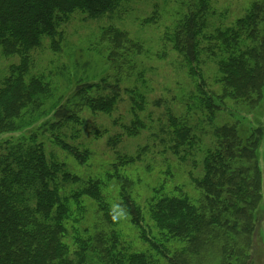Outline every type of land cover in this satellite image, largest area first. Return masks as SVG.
Masks as SVG:
<instances>
[{
  "label": "trees",
  "instance_id": "trees-1",
  "mask_svg": "<svg viewBox=\"0 0 264 264\" xmlns=\"http://www.w3.org/2000/svg\"><path fill=\"white\" fill-rule=\"evenodd\" d=\"M123 1L129 0H0V56L20 60L0 85V137L23 129L51 98L49 84L30 76L32 53L42 41L55 39L76 12L99 18ZM194 23L187 21L190 29L182 30L187 29L183 40L189 36L182 51L192 68L202 33L195 18ZM254 27L245 31L256 40ZM225 48L229 53L222 51L219 62L223 93L211 95L220 103L228 99L255 106L263 98L264 60L238 63ZM200 92L214 117L220 105L207 97L205 84ZM90 100L103 111L112 107L111 100ZM218 133L222 144L208 153L205 178L191 179L198 197L167 179L144 204L132 197L136 182L126 173L131 163L123 159L112 165L115 174L83 179L64 162L48 160L41 146L0 142V264H264V206L258 202L264 189L263 130L247 138L232 126ZM180 136L185 142L187 133ZM66 147L81 165L91 158ZM110 179H116L114 186ZM112 190L119 194L123 216ZM122 221H128L142 248L126 242Z\"/></svg>",
  "mask_w": 264,
  "mask_h": 264
},
{
  "label": "rangeland",
  "instance_id": "rangeland-1",
  "mask_svg": "<svg viewBox=\"0 0 264 264\" xmlns=\"http://www.w3.org/2000/svg\"><path fill=\"white\" fill-rule=\"evenodd\" d=\"M193 17L202 33L192 68L182 51L189 41L182 30L190 29L187 21L195 25ZM250 24L256 40L245 31ZM225 46L238 63L264 60V0H129L99 18L76 12L55 39H44L32 53L30 76L49 84L50 100L23 129L4 134L0 142L41 146L48 160L64 162L83 179L115 174L112 165L123 159L131 163L126 173L136 182L132 197L138 204L167 179L198 197L191 179L205 178L207 155L222 144L219 129L236 127L243 138L260 129L264 135V92L255 106L220 103L211 95L223 93L219 62L222 51L229 53ZM19 63V57L0 56V85ZM204 84L207 97L220 105L212 118L200 92ZM85 87L91 89L83 95ZM99 98L113 101L110 110L90 102ZM181 132L187 133L185 142ZM64 145L89 153L90 160L79 164ZM259 149L264 160V144ZM110 195L123 216L118 192ZM258 202L264 206V189ZM94 213L92 208L90 222ZM121 230L128 244L143 247L128 221ZM261 235L264 242V225Z\"/></svg>",
  "mask_w": 264,
  "mask_h": 264
}]
</instances>
